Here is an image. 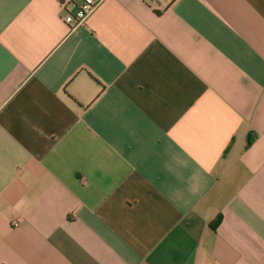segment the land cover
Returning a JSON list of instances; mask_svg holds the SVG:
<instances>
[{"label": "crops", "instance_id": "crops-1", "mask_svg": "<svg viewBox=\"0 0 264 264\" xmlns=\"http://www.w3.org/2000/svg\"><path fill=\"white\" fill-rule=\"evenodd\" d=\"M81 1L0 0V264H264V0Z\"/></svg>", "mask_w": 264, "mask_h": 264}, {"label": "built area", "instance_id": "built-area-1", "mask_svg": "<svg viewBox=\"0 0 264 264\" xmlns=\"http://www.w3.org/2000/svg\"><path fill=\"white\" fill-rule=\"evenodd\" d=\"M103 1L104 0H82L71 12L66 13L63 19L64 23L72 28L82 24ZM13 226H17V223H13Z\"/></svg>", "mask_w": 264, "mask_h": 264}, {"label": "trees", "instance_id": "trees-1", "mask_svg": "<svg viewBox=\"0 0 264 264\" xmlns=\"http://www.w3.org/2000/svg\"><path fill=\"white\" fill-rule=\"evenodd\" d=\"M251 143V139L248 137L247 138V145H249Z\"/></svg>", "mask_w": 264, "mask_h": 264}]
</instances>
